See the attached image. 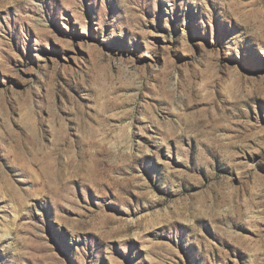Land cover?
<instances>
[{
  "label": "rangeland",
  "instance_id": "1",
  "mask_svg": "<svg viewBox=\"0 0 264 264\" xmlns=\"http://www.w3.org/2000/svg\"><path fill=\"white\" fill-rule=\"evenodd\" d=\"M0 264H264V0H0Z\"/></svg>",
  "mask_w": 264,
  "mask_h": 264
}]
</instances>
